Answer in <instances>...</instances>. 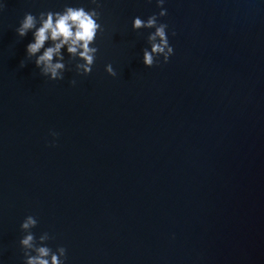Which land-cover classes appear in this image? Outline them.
I'll list each match as a JSON object with an SVG mask.
<instances>
[{"label": "water", "instance_id": "water-1", "mask_svg": "<svg viewBox=\"0 0 264 264\" xmlns=\"http://www.w3.org/2000/svg\"><path fill=\"white\" fill-rule=\"evenodd\" d=\"M98 2L91 73L62 49L54 81L15 29L96 5L0 0V264H24L29 215L64 264H264V0H165L174 52L153 67L132 23L157 0Z\"/></svg>", "mask_w": 264, "mask_h": 264}, {"label": "clouds", "instance_id": "clouds-1", "mask_svg": "<svg viewBox=\"0 0 264 264\" xmlns=\"http://www.w3.org/2000/svg\"><path fill=\"white\" fill-rule=\"evenodd\" d=\"M164 2L165 0H157V6L161 9L158 15L153 14L147 20L140 17L133 19L132 28L134 31L154 29L147 37L151 46L150 51L147 48L143 49L142 62L146 67L159 66L158 57L161 56L163 63H167L174 52L166 32L168 25L158 22L159 17H164L167 14V10L163 8ZM91 3L96 7L90 10H85L84 7L66 6L62 12H41L38 17L31 13H25L15 31L21 38L30 31L32 32L33 41L26 46V57L28 59L36 57L34 63L40 69L41 75L54 81L64 79L66 64L62 49H66L69 62L72 60L82 61L75 65L77 74L88 75L91 73L99 50L98 47L91 45L95 44L97 34L104 31L102 24L98 23L101 16L98 9L101 5L98 0H91ZM37 25L39 26L37 27ZM173 35H175L174 32ZM46 42H50V46L45 47ZM42 49V54H39ZM20 66L25 67L26 63L22 60ZM105 70L110 76L117 75L111 64L106 65ZM70 84L75 85L76 81L73 79ZM51 135L57 136L58 133L53 132ZM37 223V219L29 215L20 226L25 233L20 240L25 257L24 264H64L66 249L60 246L53 251L48 247L46 242L52 237L47 232L41 234L37 240L31 231L37 226Z\"/></svg>", "mask_w": 264, "mask_h": 264}]
</instances>
